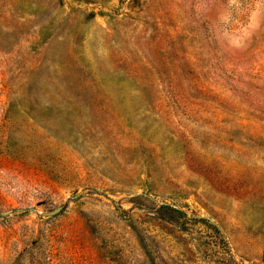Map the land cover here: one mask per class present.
I'll list each match as a JSON object with an SVG mask.
<instances>
[{"label": "rangeland", "instance_id": "obj_1", "mask_svg": "<svg viewBox=\"0 0 264 264\" xmlns=\"http://www.w3.org/2000/svg\"><path fill=\"white\" fill-rule=\"evenodd\" d=\"M0 264H264V0H0Z\"/></svg>", "mask_w": 264, "mask_h": 264}, {"label": "water", "instance_id": "obj_2", "mask_svg": "<svg viewBox=\"0 0 264 264\" xmlns=\"http://www.w3.org/2000/svg\"><path fill=\"white\" fill-rule=\"evenodd\" d=\"M61 209H62L61 207L56 208L55 210H53L52 212H50L48 215H50V216L57 215L61 211Z\"/></svg>", "mask_w": 264, "mask_h": 264}, {"label": "trees", "instance_id": "obj_3", "mask_svg": "<svg viewBox=\"0 0 264 264\" xmlns=\"http://www.w3.org/2000/svg\"><path fill=\"white\" fill-rule=\"evenodd\" d=\"M172 219H173L172 221L178 222V220H177V219H175V218H172Z\"/></svg>", "mask_w": 264, "mask_h": 264}]
</instances>
